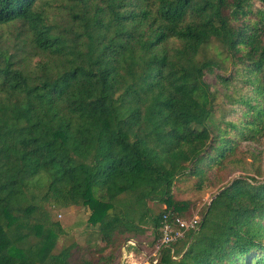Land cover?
Listing matches in <instances>:
<instances>
[{"label":"trees","instance_id":"obj_1","mask_svg":"<svg viewBox=\"0 0 264 264\" xmlns=\"http://www.w3.org/2000/svg\"><path fill=\"white\" fill-rule=\"evenodd\" d=\"M41 1L0 0V264H119L189 218L178 180L264 143V0ZM47 206L83 209L96 239L55 251L71 232ZM154 264H264V179L219 188Z\"/></svg>","mask_w":264,"mask_h":264},{"label":"rangeland","instance_id":"obj_2","mask_svg":"<svg viewBox=\"0 0 264 264\" xmlns=\"http://www.w3.org/2000/svg\"><path fill=\"white\" fill-rule=\"evenodd\" d=\"M39 7L47 12L49 16H59V13L64 9L62 0H42L39 2ZM0 29L6 31L8 28L6 25H2ZM7 39L12 40L13 37L7 35L4 38H0V41L3 42ZM225 65L228 68L227 72H229L232 68L230 62H226ZM217 72L221 73L220 70ZM205 78L211 84L216 82L212 75H207ZM225 101L223 95L220 94L215 111L216 120L219 119V115L224 113L227 108ZM205 168L206 175L202 183L196 177L183 178L175 183V198L191 202L184 213L189 218L195 215L201 217L210 198L214 196L219 188L234 178L239 176H254L260 180L264 179V143L261 141H239L235 152L224 161L221 167L213 166L212 168H207L205 166ZM149 205L154 214H158L165 208L160 203H149ZM47 207L50 211L51 220L58 222L71 232L59 237L55 251H59L62 246L72 240L82 245L96 239L95 228L86 226L87 215L83 209L73 206L68 208ZM152 238V229L147 225L146 233L140 236L139 242H135V245L129 244V240L124 242L120 249L119 264H122V261L123 264H146L147 257L151 256L154 250L150 245ZM125 243L126 246L123 248Z\"/></svg>","mask_w":264,"mask_h":264},{"label":"built area","instance_id":"obj_3","mask_svg":"<svg viewBox=\"0 0 264 264\" xmlns=\"http://www.w3.org/2000/svg\"><path fill=\"white\" fill-rule=\"evenodd\" d=\"M200 217L195 215L190 218L177 217L169 219L166 214L162 216V222L160 227V238L156 242L154 250L151 256L147 257L146 264H154L160 256L161 250L175 242V240L183 237L184 233L188 230H194L197 228ZM129 244L135 245L133 240L128 241Z\"/></svg>","mask_w":264,"mask_h":264},{"label":"water","instance_id":"obj_4","mask_svg":"<svg viewBox=\"0 0 264 264\" xmlns=\"http://www.w3.org/2000/svg\"><path fill=\"white\" fill-rule=\"evenodd\" d=\"M126 246V243L124 244L123 248ZM122 264H123V261H122Z\"/></svg>","mask_w":264,"mask_h":264}]
</instances>
